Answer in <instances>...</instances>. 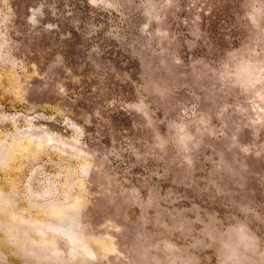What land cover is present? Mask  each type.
I'll return each instance as SVG.
<instances>
[{
	"label": "rangeland",
	"instance_id": "rangeland-1",
	"mask_svg": "<svg viewBox=\"0 0 264 264\" xmlns=\"http://www.w3.org/2000/svg\"><path fill=\"white\" fill-rule=\"evenodd\" d=\"M0 264H264V0H0Z\"/></svg>",
	"mask_w": 264,
	"mask_h": 264
}]
</instances>
